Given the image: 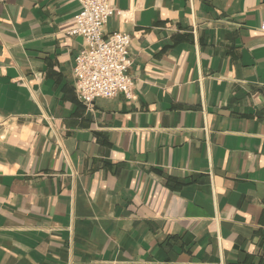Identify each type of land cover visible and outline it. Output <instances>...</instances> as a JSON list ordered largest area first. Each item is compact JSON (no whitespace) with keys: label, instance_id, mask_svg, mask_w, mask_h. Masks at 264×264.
<instances>
[{"label":"crops","instance_id":"obj_1","mask_svg":"<svg viewBox=\"0 0 264 264\" xmlns=\"http://www.w3.org/2000/svg\"><path fill=\"white\" fill-rule=\"evenodd\" d=\"M133 98L79 101L77 0H0V264H264V0H109Z\"/></svg>","mask_w":264,"mask_h":264},{"label":"built area","instance_id":"obj_2","mask_svg":"<svg viewBox=\"0 0 264 264\" xmlns=\"http://www.w3.org/2000/svg\"><path fill=\"white\" fill-rule=\"evenodd\" d=\"M80 9L70 37H82L86 46L75 60L76 94L80 102L91 106L98 99L110 100L119 95L133 98L135 82L129 75L133 64L132 38L122 32L105 33L116 10L109 0H77ZM264 32V26L261 27Z\"/></svg>","mask_w":264,"mask_h":264}]
</instances>
